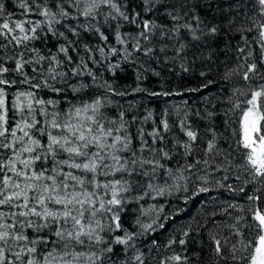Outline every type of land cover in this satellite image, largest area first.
<instances>
[{"label": "snow or ice", "instance_id": "6c2138e0", "mask_svg": "<svg viewBox=\"0 0 264 264\" xmlns=\"http://www.w3.org/2000/svg\"><path fill=\"white\" fill-rule=\"evenodd\" d=\"M234 2L241 11L228 20L227 26L229 31L240 33L243 44L237 45L238 59L244 60L237 68L243 69L245 82L259 83L246 91L234 89L233 96L239 93L245 99L232 102L230 96L231 107L226 115L230 114L229 123L236 125L232 135L236 138L235 151L245 161L244 170L252 180L264 185V0ZM16 3L23 19H12L13 13L6 12L0 0V264H152L154 258L150 253L160 245L153 239L146 254L137 245V239L164 227L159 222L164 206L148 204L145 207L147 200L173 192L187 193L189 183L195 187L191 196L184 197L185 201L212 190L208 186L212 182L207 172L209 160L188 162L197 153L200 134L188 123L185 114L179 128L186 139H176L172 148L167 147L166 134L172 125L166 118L150 132L145 133L141 127L134 137L129 128L136 118L126 119L125 110L111 99L126 93L117 91L106 80H98L83 58L76 63L70 54L77 51L76 42L68 36L80 37L81 31L93 32L106 43L108 36L102 29L115 23V41L124 46V61L132 57L127 49L128 42L132 41L133 51L159 63L162 58L174 61L186 56V49L195 45L185 37L199 42L206 34H217L220 27H208L195 13L190 16L191 0H140L137 5L140 11L126 10L130 6L121 0H16ZM144 14L170 19L172 26L145 18ZM31 16L40 19L34 20ZM122 23L135 25L137 33L122 34L119 30ZM48 35L64 39L56 53L44 55L38 48H28L29 43L43 42ZM21 48L34 55L25 58V51H17ZM170 48L172 56L168 54ZM84 50L92 52L88 45H84ZM96 50L101 60L119 52L116 47H110L107 54L103 47ZM254 53L256 57L248 63ZM89 58L94 64L100 63L91 55ZM9 62L14 67H9ZM29 66L31 76L25 71ZM118 69L119 63L108 65L113 75ZM235 71L228 70L225 79ZM9 73L23 77L19 83L30 89L18 90L11 102L6 87L17 84V80L5 78ZM85 74L91 77V85L82 79L71 82ZM93 87L103 92L87 101L74 102L78 94ZM39 91H45L49 98L38 95ZM69 92L73 95L69 96ZM151 118L149 113L144 121ZM208 131L211 138L205 145L204 155H220L216 133L212 129ZM134 138L139 139L138 146L134 145ZM177 155L185 163H177L173 168L170 165ZM200 164L205 166L203 175L197 167ZM215 183L225 187L219 181ZM227 188L236 190L232 185ZM238 191L244 192V188ZM247 199L253 221L247 228L255 233L254 237L239 242L238 247L222 233L227 229L229 234L238 236L239 219L233 218L236 223L232 224L213 221L208 231L213 254L209 257L210 264H264V210L255 207L261 197L251 195ZM132 205H136L131 208L135 214L132 221L135 230L125 226ZM235 207L239 206L228 204L221 215H229L228 208ZM210 215L215 217L217 213ZM169 218L164 216L165 220ZM182 236L187 238L189 231H184ZM185 238L179 239V245H187ZM176 243L172 238L164 247L171 248ZM158 264L190 262L187 255L174 253Z\"/></svg>", "mask_w": 264, "mask_h": 264}, {"label": "trees", "instance_id": "16d2710c", "mask_svg": "<svg viewBox=\"0 0 264 264\" xmlns=\"http://www.w3.org/2000/svg\"><path fill=\"white\" fill-rule=\"evenodd\" d=\"M5 4L6 12L13 13L12 19H23L20 10L17 7L16 0H2ZM122 3L129 4V11H140L137 5L140 0H121ZM193 5L191 16L193 13L199 15L208 27L218 25L220 31L215 35H205L201 41L192 42L190 37H185L187 42L194 44L195 47L186 49V56L177 57L174 61H164L163 58L159 63L155 60H150L141 53L135 52L132 49V41L128 42L127 49L132 52V57L128 61L123 60L124 46H121L115 41V23L111 27H105L102 31L108 36V41H101L97 34L93 32L81 31L80 37L68 36L76 42V52H71L73 60L79 63L80 58H83L87 67L95 73L98 80L108 81L117 91H123L125 96H112L111 99L117 101L122 110H125L126 119L132 121L135 117V122L130 125V132L134 134L142 127L145 133L152 131L154 127H160V121L167 119L172 125L170 132L166 134L168 141L167 147L172 148L175 140H185L183 133L179 128L180 119L185 118L191 124L194 130L200 134L201 140L198 141V150L194 157H189L188 162L195 163L196 160L208 159L209 165L207 172L209 180L212 181L208 186L212 189L209 193H201L199 196L192 197L185 201V196H191L195 185L188 184V192H173L172 195L157 197L147 200L145 207L148 204H157L164 206V212L160 217L159 222L164 224L163 228H158L157 231L148 233L137 239V245L142 247L146 254L149 253L150 242L154 239L160 245L159 249H152L150 255L153 257L152 264H158V261L164 257L171 256L174 253L187 255L190 264H210L209 257L211 252V243L208 240V231L212 227V222L217 224H232L236 223L233 218L239 219L240 234L233 236L225 229L222 235L229 237L232 243L246 242L252 239L254 232L249 231L247 225L252 223L251 212L248 211L250 202L247 197L257 195L261 197L255 202V207L264 210V185L252 180L251 176L244 169L246 167L242 154L235 151V137L232 135V128L235 124H230V114L226 115L231 107L229 97H232V102L245 99L237 93L233 96L234 89L247 90L258 86L257 82H245L242 79L243 69L237 68L238 64H243V58L238 59V43L243 46L240 41V33L228 29V20L236 17L241 11L234 0H191ZM251 7V6H249ZM248 9H245L247 11ZM251 14V13H250ZM258 15V13H256ZM145 18L155 19L157 23L167 24L172 26V21L159 16L149 17L144 14ZM31 19H40L37 16L29 17ZM243 20V17H240ZM2 22V21H0ZM81 18L80 23H83ZM183 22V21H182ZM194 23V21H193ZM250 23V22H249ZM122 34L133 36L137 33L135 25L122 23L120 27ZM60 31H64L63 28ZM206 31V30H205ZM183 35V32H182ZM245 35H248L245 33ZM255 35V32L252 33ZM251 38V37H250ZM61 43H64L63 38H56L48 35L46 39L35 41L28 44V48L33 47L40 49L41 54L48 55L49 52L56 53L57 48ZM84 45H88L92 49L91 53L85 52ZM98 47H103L105 53L109 52L110 47H116L119 52L116 55H108L106 59L101 60L100 53L96 50ZM257 48V45H253ZM17 51H25V58L34 55L25 49H17ZM2 54V53H0ZM9 54L12 51L9 50ZM169 56L173 55V50L169 49ZM90 55L100 61L94 64L89 58ZM256 57V53L252 58L248 59V63ZM63 59V55L60 54ZM120 64V69L113 75L108 70L109 64ZM183 65V67L181 66ZM9 67H14L12 62H9ZM75 64L71 65L74 67ZM187 69V70H185ZM235 69L233 75L225 79V74L228 70ZM25 71L29 76L32 75L31 66L26 67ZM264 71V69H262ZM158 73V75H157ZM201 73H204L202 76ZM139 77V79H138ZM7 79L17 80V84L11 87H6L9 93V102L14 98V94L19 91H28L29 86L21 84L19 81L23 77L9 73L5 74ZM80 79L82 82L92 84L91 77L86 74L82 78L72 80V83H77ZM207 88H201L202 85L208 84ZM35 82V81H34ZM141 88L144 91L136 92L134 89ZM200 89L199 91H192ZM103 89L89 88L77 95L74 102L87 101L92 96L100 94ZM151 93H172L171 95H151ZM38 95L45 99L49 98L45 95V91H39ZM69 96L73 94L69 92ZM131 105V107H130ZM114 107V106H110ZM151 113V119L144 121V117ZM208 113H212L209 118ZM112 115V113H108ZM209 129L214 130L217 136V144L220 150V155L206 157L204 148L207 141L211 138ZM151 142L150 137H145ZM135 146L139 145V139L134 138ZM161 146V145H157ZM182 151V149H178ZM5 152L4 156L7 157ZM177 163L183 164L185 160L177 155L170 166L175 168ZM219 166V167H217ZM201 169L200 174H204L205 166L197 165ZM228 179L224 180L223 177ZM239 177V179H237ZM216 181L224 184L225 187H218ZM247 181V183H245ZM171 183V181H169ZM227 185H232L235 191L229 190ZM243 187L244 192L238 191ZM144 203V202H142ZM228 204L238 205L239 207L228 208L229 215H221ZM132 205L129 209V214L126 219V227L130 230H135L132 226V221L135 219V214L131 212ZM216 212L217 215L212 217L210 214ZM168 215L169 219H164ZM145 222H150L148 218H144ZM184 231H189L187 238L182 236ZM175 238L177 243L171 248H166L169 239ZM181 238L188 240L187 245L181 246L178 241ZM242 264V262H241Z\"/></svg>", "mask_w": 264, "mask_h": 264}]
</instances>
